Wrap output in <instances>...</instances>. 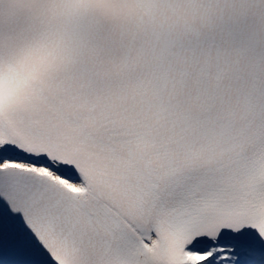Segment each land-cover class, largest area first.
<instances>
[{"label":"snow or ice","instance_id":"obj_1","mask_svg":"<svg viewBox=\"0 0 264 264\" xmlns=\"http://www.w3.org/2000/svg\"><path fill=\"white\" fill-rule=\"evenodd\" d=\"M0 264H264V0H0Z\"/></svg>","mask_w":264,"mask_h":264}]
</instances>
